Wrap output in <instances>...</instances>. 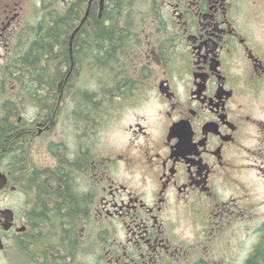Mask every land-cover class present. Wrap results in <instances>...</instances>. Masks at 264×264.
Segmentation results:
<instances>
[{"label": "flooded vegetation", "instance_id": "af4514ba", "mask_svg": "<svg viewBox=\"0 0 264 264\" xmlns=\"http://www.w3.org/2000/svg\"><path fill=\"white\" fill-rule=\"evenodd\" d=\"M112 1L0 0V111L17 102L9 115L18 127L2 145L0 195L24 198L20 218L1 209L13 219L5 229L0 217V255L258 264L264 0H142L141 9L133 0L130 22L106 20ZM53 24L66 29L37 78L5 69ZM111 26L126 27L124 51L107 53Z\"/></svg>", "mask_w": 264, "mask_h": 264}, {"label": "trees", "instance_id": "16d2710c", "mask_svg": "<svg viewBox=\"0 0 264 264\" xmlns=\"http://www.w3.org/2000/svg\"><path fill=\"white\" fill-rule=\"evenodd\" d=\"M132 2L133 0H118L116 3H114L113 0L111 5L106 11V20L110 22H119L120 20L130 22L132 20L130 18L131 15L130 7L132 5ZM55 21L65 22L66 21L65 14H63L57 19L52 18L51 22H55ZM125 28L126 27L119 29L111 26L105 29V38L108 40L106 42V47L111 48V50L107 51V53L113 54L114 49L118 46H121L122 50L125 47H127L128 44V42L126 41L127 36L124 35V32L126 30ZM65 29H66L65 26H60V25L58 26L55 24L51 26H45L40 32L39 36H37L34 42L30 44L26 49L24 60L16 59L14 61H11L6 65L5 69L26 70L28 74V78L31 81L37 78L35 72L38 69L39 60H42V58L40 57L45 54H51L53 52V48L55 46L54 39L59 37L60 32L61 31L64 32ZM120 30H121V34H117L116 32H114ZM40 76L42 78H45L44 74H41ZM12 79L15 80L14 83L15 85L22 84L21 77L16 76ZM1 109L2 110L5 109V112L0 111V153H3L2 145L4 143L5 137L9 135L10 137L9 140H11V142L16 139L18 127L15 126L14 121H11L10 119L11 116L9 115V113L17 111V102L12 103L10 101H7V103L3 104ZM1 159L2 158H0V160ZM9 159H10L9 171L11 172L12 175L15 176L18 174L19 165H20L18 158L16 155H10ZM0 166H1V161H0ZM254 260L257 261L258 264H264V253L256 257Z\"/></svg>", "mask_w": 264, "mask_h": 264}, {"label": "rangeland", "instance_id": "374dc122", "mask_svg": "<svg viewBox=\"0 0 264 264\" xmlns=\"http://www.w3.org/2000/svg\"><path fill=\"white\" fill-rule=\"evenodd\" d=\"M137 6L139 7V9L145 7L144 2L142 0L137 1ZM133 21H135V19H133ZM33 149L35 150V148ZM23 201L24 198L21 195L20 189H17L15 193L7 192L5 195H0V210L3 208H10L16 213L17 215L16 217L19 216L20 218ZM0 264H28V263L23 260L21 255H19V253L16 252V250H13L10 247L7 249L5 253L0 255Z\"/></svg>", "mask_w": 264, "mask_h": 264}, {"label": "water", "instance_id": "95a60500", "mask_svg": "<svg viewBox=\"0 0 264 264\" xmlns=\"http://www.w3.org/2000/svg\"><path fill=\"white\" fill-rule=\"evenodd\" d=\"M6 183H7L6 176L0 172V190H2L4 188ZM12 190H14V189L12 188ZM0 217L4 218L7 222V224L5 225L4 228L9 229L11 226L12 219H13L12 211L8 210V209L0 210ZM0 249H1V245H0Z\"/></svg>", "mask_w": 264, "mask_h": 264}]
</instances>
